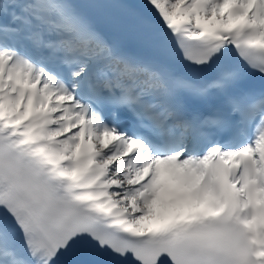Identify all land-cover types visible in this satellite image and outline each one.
I'll return each mask as SVG.
<instances>
[{
  "label": "snow or ice",
  "instance_id": "snow-or-ice-1",
  "mask_svg": "<svg viewBox=\"0 0 264 264\" xmlns=\"http://www.w3.org/2000/svg\"><path fill=\"white\" fill-rule=\"evenodd\" d=\"M0 264H264V0H0Z\"/></svg>",
  "mask_w": 264,
  "mask_h": 264
}]
</instances>
